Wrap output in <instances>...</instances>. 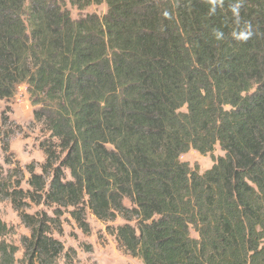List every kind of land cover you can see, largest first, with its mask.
<instances>
[{"label":"trees","instance_id":"trees-1","mask_svg":"<svg viewBox=\"0 0 264 264\" xmlns=\"http://www.w3.org/2000/svg\"><path fill=\"white\" fill-rule=\"evenodd\" d=\"M59 1L0 0V101L24 84L49 133L23 199L54 206L1 186L29 235L16 260L0 221V264H58L67 208L83 232L86 209L126 221L106 229L143 264H264V0H69L106 5L77 20ZM216 145L202 174L179 160Z\"/></svg>","mask_w":264,"mask_h":264},{"label":"rangeland","instance_id":"rangeland-1","mask_svg":"<svg viewBox=\"0 0 264 264\" xmlns=\"http://www.w3.org/2000/svg\"><path fill=\"white\" fill-rule=\"evenodd\" d=\"M59 2L68 11L72 20H77L86 15H96L102 18L107 11L105 4H92L83 9H78L70 5L69 0ZM26 89L27 87L22 84L17 87L13 98L0 101V117L1 113H5L4 117L7 119V123L0 127V134L1 132L5 136L8 134L7 140L5 137L2 138V134L0 135V190L2 189L1 186L7 187L8 190L21 189L22 194L19 195L22 198V204H24L22 208L25 212L28 214L45 213L54 218V206L36 205L30 203L28 199H23V193L31 190L28 185L30 175L27 167L31 166L35 174H40L44 154L39 148V143L49 138V133L43 125L33 120L32 111L34 107L30 104ZM181 111L184 112L185 109ZM3 118H0V123ZM52 141L56 142L55 140ZM4 143H7V152L2 147ZM223 155L224 153L216 145L210 155L202 156L190 149L181 155L179 160L202 174L212 167L214 159ZM16 183L19 184L18 188ZM123 203L126 207L131 206L127 200H124ZM70 211V208L61 209L62 214L58 218L59 223H57L60 226V234L57 224L51 226V237L58 240L64 248L58 264H64L65 253L68 254L71 264H143L140 259L125 254L117 245L115 237L106 229L107 226L115 228L123 225L126 221L117 217L110 223H104L98 221L86 209L84 218L88 231L83 232L70 217ZM0 221L10 230L3 239L18 249L15 259L20 260L23 253L21 238L28 236L29 232L24 228L18 213L13 209L11 198L0 200ZM127 223L135 227L134 222ZM190 236L194 239L197 238L192 230Z\"/></svg>","mask_w":264,"mask_h":264},{"label":"clouds","instance_id":"clouds-1","mask_svg":"<svg viewBox=\"0 0 264 264\" xmlns=\"http://www.w3.org/2000/svg\"><path fill=\"white\" fill-rule=\"evenodd\" d=\"M232 11H233L234 14L238 15L239 7L238 6L234 7L232 9ZM250 35H251L250 32H244V31H242V32H239V33L235 34V37L237 39H247Z\"/></svg>","mask_w":264,"mask_h":264}]
</instances>
